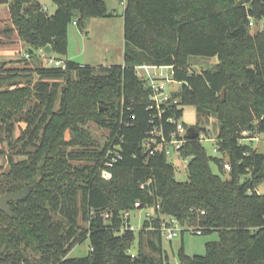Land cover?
I'll return each mask as SVG.
<instances>
[{"label": "trees", "instance_id": "trees-1", "mask_svg": "<svg viewBox=\"0 0 264 264\" xmlns=\"http://www.w3.org/2000/svg\"><path fill=\"white\" fill-rule=\"evenodd\" d=\"M52 1V14L38 0L7 4L30 54L50 45L64 56L71 23L83 28L89 18L114 15L103 0ZM122 16L123 64H40L29 70L35 77L29 89L17 68L0 62V87L10 82L0 90V127L10 135L16 121L21 129L8 142L10 170L0 178V194L31 186L25 198L9 202L12 216L0 210V264H170L160 244V215L174 217L182 231L218 234L203 254L180 246V264H264V191L258 192L264 152L241 142L244 130L250 137L264 134V29L253 33L249 25L250 17L264 23V0H125ZM190 56L217 62L197 73L178 68ZM139 64L174 65L173 77L182 83L172 94L177 104L159 111L136 74ZM30 91L33 102L27 104ZM98 103L108 108L100 110ZM184 105L195 107L197 129L211 126L230 170L196 138L181 150L190 156L186 181L175 178L164 154L148 153L149 131L162 125L167 134L173 125L166 119L180 118ZM87 119L109 129L102 146L83 128ZM14 155L26 158L14 161ZM83 160L82 166L72 164ZM103 169L110 178L102 177ZM136 202L156 215L144 219L137 237L121 230L123 212ZM87 237L88 255L69 256Z\"/></svg>", "mask_w": 264, "mask_h": 264}, {"label": "rangeland", "instance_id": "rangeland-1", "mask_svg": "<svg viewBox=\"0 0 264 264\" xmlns=\"http://www.w3.org/2000/svg\"><path fill=\"white\" fill-rule=\"evenodd\" d=\"M41 5L43 6L44 10L48 14H52L55 11V4L52 0H39ZM109 5H114L118 9H120L123 5L122 0H108ZM8 10L7 4H1L0 5V48H2L1 44L5 43H11L9 46H6L7 48L14 50L11 56H16L18 58L17 60H7V61H0L5 63V68H17L15 70H19L18 80L22 82L23 84H26L29 89H32L35 77L34 73L32 71H29L30 68H34L40 64H43L44 66H53V61L55 59H70L77 62H81L84 58H86L87 55H85L84 52H81V48L83 47L82 40H85L86 36V30L84 28H80L75 23H71L68 27L67 32V53L64 56L57 55L55 53H46L45 57H42L38 50L31 53L29 58L24 57V53L28 52V45L19 37L18 32L15 28L9 27L11 19L6 12ZM261 23V22H260ZM260 23H258L255 26L251 27V31L254 33L258 28ZM11 28V30H15V32L6 33V29ZM101 33L99 32V35ZM117 38H115L116 40ZM8 42H7V41ZM21 40V42H20ZM97 41V46L103 50L104 46L102 45L103 40L101 38H95L93 39V42ZM90 43V42H89ZM92 50L96 51L98 50L96 47L92 48ZM88 56L89 59L88 63L90 64H96L97 62L94 60L93 53L91 54L90 47L88 46ZM114 53H111L113 55ZM217 62L216 57H205V56H190L187 61L186 65H179L178 68L185 69L186 72L189 73H197L201 72L202 70L210 68L212 65H214ZM23 68H29L28 71H25L26 69ZM168 71V70H167ZM143 70H138V74H142ZM170 82L166 86V90L169 92V94H174L175 92L179 91L182 83L178 82ZM62 82V80H61ZM10 88V82L7 81L3 84H1L0 90L9 89ZM30 99L27 104L33 102V96L32 92L30 91ZM99 106L104 108L106 110L108 107L105 104L98 103ZM100 108V107H99ZM183 113L182 116L178 119L180 123H183L187 128L189 126H195L197 123V117H196V111L195 107L193 105H184L182 106ZM100 111V110H99ZM108 112V111H107ZM109 113V112H108ZM106 113V115L108 114ZM18 115L15 116L17 118ZM13 118V117H12ZM13 118L12 120H15ZM205 123V120L203 121ZM21 126H24V123L21 124ZM87 132H89L90 136L92 137L94 144L99 143V147L102 146V144L105 143L106 137L108 136L109 129L106 127L99 126L95 124L91 119H87L84 127ZM196 130L199 133V136H202V144L204 145L206 151L208 154L216 155V153L213 151V141L216 142L214 139L215 136L213 135V131L210 125H203L201 128ZM21 133L20 127L17 125V122L14 121V129L13 132L10 135H6L4 130L0 127V178L3 177L4 174H6L10 170V164L8 162V155L11 153V149L8 145L9 141H14L16 137ZM251 133L248 130H244L242 132V138L241 142L248 143L253 146V148H256L259 152H264V134H253V136H257L259 140L252 139L249 135ZM212 138V139H211ZM69 150L71 147H68ZM223 154V153H222ZM26 158V156L22 155H14L13 159L14 161H18L21 159ZM223 159L226 162L227 157L225 154H223ZM168 161L173 164L175 167V178L179 181H186L188 179V172H187V164L188 159L179 157L177 155H171L168 158ZM73 165L75 166H82L86 164V160L83 161H73ZM212 170L219 174L223 179L228 177V172H221L215 164H211ZM102 175V172H101ZM103 177V176H102ZM104 178V177H103ZM259 192L264 191V185L259 186L258 188ZM147 211H150L151 214L154 213L152 209L148 208H137L132 209L129 211V221L130 224L134 226V233L137 237L138 230L142 226L145 213ZM84 226L87 225L86 222L81 223ZM218 238V234L216 232H210V233H204V234H196L191 229H187L182 231V227L177 228V234L174 236L171 240L167 239L165 235H161L160 244L165 252V257L167 258L168 262L170 264H180L178 261V250L180 246L183 247V250L187 254H203L205 252V243L207 241L216 240ZM144 241H146V236H144ZM138 247V239H135V241L132 244L131 252H136ZM90 250V241L89 238L83 239L81 242L76 243L72 249L69 251L68 255L71 257H79V256H86L88 255ZM145 250L149 253H152L150 250ZM32 255V252L30 250L27 251V256L30 257ZM32 258V256L30 257Z\"/></svg>", "mask_w": 264, "mask_h": 264}, {"label": "built area", "instance_id": "built-area-1", "mask_svg": "<svg viewBox=\"0 0 264 264\" xmlns=\"http://www.w3.org/2000/svg\"><path fill=\"white\" fill-rule=\"evenodd\" d=\"M260 22L261 23L258 29H264L263 21H260ZM249 25L251 27L256 25L255 19L253 17L249 18ZM38 52L42 57L46 56V52L43 49H39ZM29 56H31L30 53L28 52L24 53L25 58H29ZM53 66L65 68L66 63L64 60L55 59L53 61ZM139 69L143 70L142 74H138ZM135 70H136L137 76L144 81L145 85L148 88H150L152 92L150 98L158 109L168 103H173V104L178 103V99L173 98L172 95L169 94V92L166 90V86L170 82L172 81L176 82L173 77L174 76V65L139 64L135 66ZM159 111L161 110L159 109ZM178 119L179 118H175L174 116H171L166 119V122L168 124L173 125V127L171 128V130H169L167 134L164 132V128L162 125L154 126L149 131L148 137L144 141V145L150 155L159 153V154H164L167 159L171 155H177L179 157L186 158L188 160L190 159V156L183 157L181 155V150L183 146L190 139L187 137V127L183 123H180ZM257 136H259V134ZM257 136L255 137L253 136L251 138L255 140H259ZM196 139L202 142L203 137L199 136V133H198V136ZM214 139L216 140V138ZM213 142L214 143H213L212 148H213V151L216 153V156L223 157V154L221 151H219V148L216 142L215 141ZM115 148L118 149V146H116ZM116 157H120V155L116 154L115 157H113V159H115ZM223 166L226 170H230V165L228 162H224ZM101 172H102V176L105 179L110 178L111 176L110 172H108L105 169H103ZM250 192L251 190H249V193ZM137 208H147V207H141L139 202H136L134 204L133 209H137ZM148 209H151V208H148ZM130 210H125L123 212V215H122L123 224L121 227L122 231L123 230H133L134 231V226L130 224V221H129V211ZM106 216H108V213H106ZM145 218L154 220L156 218V215L154 213L151 214L150 211H147L145 213ZM159 222H160L159 228L161 230L162 235H165V237L169 240H171L174 236H176L177 228L181 227V225L178 223V221L174 217H170L166 215H160ZM190 229L194 231V233L196 234H201L200 229H192V228ZM131 254L133 255V252H131Z\"/></svg>", "mask_w": 264, "mask_h": 264}, {"label": "crops", "instance_id": "crops-1", "mask_svg": "<svg viewBox=\"0 0 264 264\" xmlns=\"http://www.w3.org/2000/svg\"><path fill=\"white\" fill-rule=\"evenodd\" d=\"M103 1L106 3L107 9L113 12L114 15L109 16V17L89 18L83 27L86 30V34H85L86 38L85 40H82L83 47L80 49L81 52H84L85 55L88 56L89 54H88L87 49L89 46L91 50V54L92 53L94 54L92 56H94L95 58L94 60L97 63L96 64L88 63L89 59L87 58V56L79 63L88 64L91 66H98V65H110V64H123L124 62V56H123L124 37H123L122 12L125 7V0H122L123 5L120 9H118L114 5H111V4L109 5L108 0H103ZM6 12L8 13L10 17L9 8ZM10 23L11 24L9 27L14 28L12 21ZM13 31L15 32V30H11V31H7L6 33L9 34ZM99 32L101 33L100 35H99ZM95 36L103 40V43H102V45L104 46L103 50H101L97 46V41L93 42V39L95 38ZM115 38L117 39L115 40ZM9 44L11 45V43L9 42L5 44H1L2 48H0V61L18 59L16 58V56H11L14 50H11L6 47V46H9ZM93 47L94 48L96 47L98 50L96 51L92 50ZM111 53H114V54L111 55Z\"/></svg>", "mask_w": 264, "mask_h": 264}, {"label": "water", "instance_id": "water-1", "mask_svg": "<svg viewBox=\"0 0 264 264\" xmlns=\"http://www.w3.org/2000/svg\"><path fill=\"white\" fill-rule=\"evenodd\" d=\"M10 0H0V5L1 4H8ZM43 50L46 53L51 52V47L50 45H46ZM225 94V89L222 90L221 95L222 98H224ZM103 108L101 107L100 110ZM198 136V131L196 130L195 126H189L187 128V137L189 139H195ZM31 186H26L25 188L21 189L20 191L17 192H11V193H5V194H0V210L5 213L8 216H12V211L9 207V202L11 201H19L25 198L29 192H30Z\"/></svg>", "mask_w": 264, "mask_h": 264}]
</instances>
